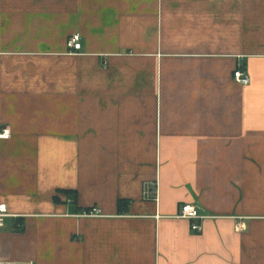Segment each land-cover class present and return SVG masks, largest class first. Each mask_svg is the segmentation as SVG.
Here are the masks:
<instances>
[{
	"label": "crops",
	"instance_id": "0c3cea01",
	"mask_svg": "<svg viewBox=\"0 0 264 264\" xmlns=\"http://www.w3.org/2000/svg\"><path fill=\"white\" fill-rule=\"evenodd\" d=\"M0 125V262L264 264V0H0Z\"/></svg>",
	"mask_w": 264,
	"mask_h": 264
},
{
	"label": "built area",
	"instance_id": "2783aa9c",
	"mask_svg": "<svg viewBox=\"0 0 264 264\" xmlns=\"http://www.w3.org/2000/svg\"><path fill=\"white\" fill-rule=\"evenodd\" d=\"M66 49L69 53L77 54L81 51L80 37L78 34H74L69 37L66 41ZM233 81L241 86H248L250 84L249 76L242 70L238 69L234 71L232 75ZM10 138V129L6 126L0 125V141L7 140ZM99 215V211L97 209H91L82 214L83 217H97ZM7 206L4 203H0V231L4 226L5 219L10 217ZM178 220L187 221L190 223V230L195 233H200L202 230V223L208 219L209 217L205 216L198 210V208L194 207L190 204H184L180 207L178 214L175 217ZM0 264H11V263H3Z\"/></svg>",
	"mask_w": 264,
	"mask_h": 264
}]
</instances>
